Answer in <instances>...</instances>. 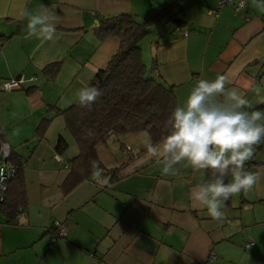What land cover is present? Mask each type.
I'll list each match as a JSON object with an SVG mask.
<instances>
[{
    "label": "crops",
    "instance_id": "crops-1",
    "mask_svg": "<svg viewBox=\"0 0 264 264\" xmlns=\"http://www.w3.org/2000/svg\"><path fill=\"white\" fill-rule=\"evenodd\" d=\"M176 1L0 0V80L25 77L21 89L0 91L1 133L23 161L19 147L37 136L43 163L47 148L54 150L57 163L42 170L43 193L29 199L28 211L15 223L0 212V264H264V148L255 149L251 159L260 164L246 169L259 174L258 183L241 195L239 204L222 205V223L191 199L192 188L208 181L205 171L177 165L178 175H162V165L150 164L148 158L139 161L142 170L120 181L109 185L96 176L63 195L71 156L65 159L56 150L59 135L69 136L56 112L78 99V91L120 46L115 36L101 41L92 25L100 17L123 12L151 17ZM217 4L182 0L157 22L170 29L164 28L149 44L156 46L162 73L175 85L179 106L200 79L224 75L227 87L252 101L254 109L247 111L264 114V103H257L264 96V0H247L239 13L232 4L211 13ZM42 6L56 14L55 42L29 36L28 20L21 16ZM172 16L184 20L181 31ZM142 48L150 66L155 56L148 62ZM57 61L61 66L51 76L46 67ZM46 117L52 121L40 138L35 130ZM49 174L53 191L45 182ZM56 221L66 235L54 239L58 229L51 227Z\"/></svg>",
    "mask_w": 264,
    "mask_h": 264
},
{
    "label": "trees",
    "instance_id": "trees-1",
    "mask_svg": "<svg viewBox=\"0 0 264 264\" xmlns=\"http://www.w3.org/2000/svg\"><path fill=\"white\" fill-rule=\"evenodd\" d=\"M181 1L173 2L151 17L144 18L131 12L100 17V27L96 29L99 39L103 41L107 37L115 36L120 39V46L107 66L99 68L88 84L102 92L91 109L81 107L77 99L67 108L58 109L56 112V115L63 116L65 129L78 146V152L68 161L69 174L61 185L64 196L85 180L97 176L99 179H107V184L110 185L142 170L143 166H137L140 160L148 158L150 164L156 161L147 145L138 152L130 150L131 157L115 167H110L101 158L99 146L107 145L110 137L114 135L125 136L142 131L148 132L150 143L155 145L160 144L168 134L170 129L166 122L173 110L179 106L175 85L162 73L156 56L150 66L146 63L141 42L149 35L151 28ZM170 20L176 27L186 26L184 20L176 16H172ZM60 66L61 61L53 62L46 70L52 76ZM51 121L52 117H46L38 125L37 135L40 138L45 137ZM68 147V139L61 133L56 150L64 154ZM263 148L264 141L255 146L258 151ZM11 160L16 164L17 171L8 181L4 200H0V212L6 216L8 222L15 223L21 212L28 211L29 198L26 162L15 150H12ZM252 164L260 163L250 160L246 162L245 168ZM206 174L209 180L210 175ZM227 179L230 177L226 178V183ZM230 206L231 199L225 207ZM53 229H57L55 224L51 227L52 231Z\"/></svg>",
    "mask_w": 264,
    "mask_h": 264
},
{
    "label": "clouds",
    "instance_id": "clouds-1",
    "mask_svg": "<svg viewBox=\"0 0 264 264\" xmlns=\"http://www.w3.org/2000/svg\"><path fill=\"white\" fill-rule=\"evenodd\" d=\"M21 16L28 20L29 36L51 42L59 39L53 8L42 6L35 14L25 11ZM228 83L224 75L200 79L184 105L171 113L166 122L170 130L162 142L148 144L151 156L162 165V175H178L177 165L210 175L207 182L192 188L191 199L221 223L226 215L222 205L233 196L247 195L258 183L259 174L247 171L245 164L253 158L255 146L264 141V114L247 111L254 109L252 101L227 87ZM101 95L96 87H83L77 93L78 103L90 110ZM257 103H264V96Z\"/></svg>",
    "mask_w": 264,
    "mask_h": 264
},
{
    "label": "rangeland",
    "instance_id": "rangeland-1",
    "mask_svg": "<svg viewBox=\"0 0 264 264\" xmlns=\"http://www.w3.org/2000/svg\"><path fill=\"white\" fill-rule=\"evenodd\" d=\"M164 28H169L170 26H166V24H158L156 23L151 31L150 34L147 36V38H144L141 42L142 47L145 49V56L146 60L150 62L151 58L153 57V48L156 47L155 45L151 46L149 44V41L153 39H157L158 34L161 33V31L164 30ZM167 30V29H166ZM155 39V40H156ZM29 131H32V127H29ZM54 131V130H53ZM35 133H37V130H35ZM68 133V142L69 147L65 151V159H67L69 156H73L78 152V146L71 136L69 132ZM36 136V138L33 139L31 142H25L24 147H19V152L25 156V166H27V177H26V185H27V193L30 199V202H32L38 195L39 197L43 193L42 188V179H41V173L42 170L47 169L49 167L56 166L57 163L55 162V159L53 158L54 150L51 148H47V154L45 155V158L47 160V163L44 164L42 159L43 152V144L38 143L39 139ZM151 139L147 131H142L138 133H130L125 136H112L110 137L107 145H100L99 146V154L103 161L110 167H115L119 163H121L123 160L131 157L130 150L132 152H138L142 148L146 147L150 143ZM28 144V145H27ZM36 150V151H35ZM256 153V152H255ZM264 154V152H263ZM262 158V156H260ZM53 168V167H52ZM56 172V171H55ZM51 174H49L48 177L45 176V182L48 185V189L54 190L55 184L53 183L52 178L50 177ZM231 179V178H230ZM241 195L233 196L231 198V201L239 204L241 201Z\"/></svg>",
    "mask_w": 264,
    "mask_h": 264
},
{
    "label": "built area",
    "instance_id": "built-area-1",
    "mask_svg": "<svg viewBox=\"0 0 264 264\" xmlns=\"http://www.w3.org/2000/svg\"><path fill=\"white\" fill-rule=\"evenodd\" d=\"M232 4L234 6L235 12L239 13L244 10L247 6V0H218L217 7L211 9V13H219L223 7ZM177 31H181V27H176ZM189 31L187 28L184 29L183 34L188 35ZM25 83V77L21 75L18 78H11L6 80H0V91H12L19 89ZM12 145L9 141L3 138L0 130V200H4V193L8 188V181L14 176L17 171L16 164L11 160L12 155ZM57 234H55L54 239L60 236L66 235V230L59 226V222L56 221ZM215 256L212 255L211 259Z\"/></svg>",
    "mask_w": 264,
    "mask_h": 264
},
{
    "label": "water",
    "instance_id": "water-1",
    "mask_svg": "<svg viewBox=\"0 0 264 264\" xmlns=\"http://www.w3.org/2000/svg\"><path fill=\"white\" fill-rule=\"evenodd\" d=\"M100 27V23L98 20H95L94 24L92 25L91 28H99ZM153 55L155 56L156 55V47L153 48Z\"/></svg>",
    "mask_w": 264,
    "mask_h": 264
}]
</instances>
